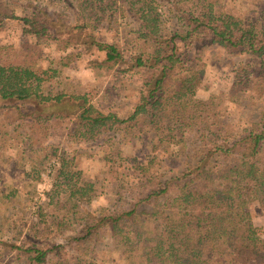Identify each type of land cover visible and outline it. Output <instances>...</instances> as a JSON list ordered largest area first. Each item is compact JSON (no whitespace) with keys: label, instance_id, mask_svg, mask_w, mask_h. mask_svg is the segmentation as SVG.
Returning <instances> with one entry per match:
<instances>
[{"label":"trees","instance_id":"16d2710c","mask_svg":"<svg viewBox=\"0 0 264 264\" xmlns=\"http://www.w3.org/2000/svg\"><path fill=\"white\" fill-rule=\"evenodd\" d=\"M15 1L19 0H0V27L20 20L23 34L32 42L18 49L0 45V110L19 113L27 104L31 109L26 116L34 122L67 120L73 127L63 134L65 139L86 141L112 132L117 133V146L132 149L135 139L145 135L164 139L166 149L174 146L183 152L188 133L196 130L200 145L186 169L170 177L140 163L136 155L108 149L105 159L125 161L143 180L145 193L131 208L87 209L80 219L79 204L89 200L93 184L80 180L76 155L53 151L46 201L37 205L27 232L2 241L0 254L10 251L14 264H95L82 252L99 231L107 229L123 264H264V231L262 236L251 233L247 211L253 202L264 209V19H240L223 0H179L184 3L182 27L169 32L148 20L145 0H114L126 10L113 9L110 0H77L78 18L72 24L75 43L102 53L100 64L126 65L125 71L141 81L131 111L120 118L87 103L84 96L67 98L60 91H43L48 70L40 62L43 47L54 41L53 33L42 11L34 8L31 14L17 17ZM125 11L136 21L130 36L124 33L116 44L87 35L85 29L93 19L114 27L116 18L118 34V18ZM210 45L252 60L235 69L226 97L240 93L258 103L254 119L236 125L214 111L221 105L213 102V96L207 101L190 97L193 85L178 52ZM69 58L59 63L65 67ZM66 107L73 111L67 113ZM210 128L215 131H206ZM75 223L77 232L64 237L65 225ZM62 235L65 243H57Z\"/></svg>","mask_w":264,"mask_h":264},{"label":"rangeland","instance_id":"374dc122","mask_svg":"<svg viewBox=\"0 0 264 264\" xmlns=\"http://www.w3.org/2000/svg\"><path fill=\"white\" fill-rule=\"evenodd\" d=\"M110 1H113V9L121 7L114 0ZM223 3L227 10L245 21L264 19V0H223ZM14 4L17 17L31 14L34 8L42 11L44 21L53 33L54 41L43 47L44 56L40 62V66L48 70L41 85L44 92L60 91L67 98L69 95H75V98L84 96L87 103L101 111L120 118L128 115L141 81L134 73L125 71L126 65L100 64L104 58L102 53L94 47L85 49L75 43L72 24L77 17V0H19ZM183 4L179 0H145L143 3L148 20L156 21L162 31L169 32L181 29L179 17ZM126 7L122 5L121 8L126 10ZM120 17L118 34L116 18L114 27L111 24L107 26L106 21L93 19L85 29L87 35L97 41L117 44L124 33L130 36L129 33L136 28V21L129 12L125 11ZM26 41L29 43L32 39L23 34L20 20L6 21L0 27V45H12L18 49ZM178 55L193 85L191 98L207 101L213 96V102L221 105V108L215 106L214 111L225 121H236V125L256 117L258 103L248 101L240 93L233 94L232 98L226 97L235 69L241 64L252 63L247 55L227 53L218 45L181 49ZM65 56L70 57V62L64 67L59 59ZM66 108L64 111L67 113L73 111L71 107ZM30 109L24 104L19 113L0 110V244L10 238L15 239L19 232H27L35 219L37 205L46 201L44 193L50 189L52 181L53 151L76 155L80 180L93 184L94 191L90 193L89 200L79 204L77 219H80L82 211L87 209L117 211L131 208L145 193L143 180L128 169L125 161L105 159L108 149L115 152L118 148L122 153L136 155L140 163L164 177H170L186 169L200 145L196 130L188 133L183 152L174 146L166 149L164 139L152 140V136L146 138L145 135L135 139L136 146L132 149L126 144L118 143L117 146V133L114 136L112 132L104 131L105 134L99 133L86 141L65 139L63 134L70 128L72 131L73 127L69 121L58 123L51 119L39 124L26 116ZM171 158L173 160L170 161ZM139 207L149 210L143 204ZM247 211L251 233L262 236L264 209L253 202ZM77 229L76 223L66 224L64 237L74 235ZM62 237L55 241L64 244ZM82 253L95 264H123L117 258L116 241L107 229L99 231ZM13 257L10 251L0 254V264H14Z\"/></svg>","mask_w":264,"mask_h":264}]
</instances>
